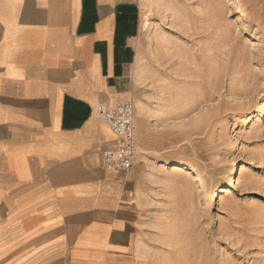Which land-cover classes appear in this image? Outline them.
I'll return each instance as SVG.
<instances>
[{"label": "crops", "instance_id": "0c3cea01", "mask_svg": "<svg viewBox=\"0 0 264 264\" xmlns=\"http://www.w3.org/2000/svg\"><path fill=\"white\" fill-rule=\"evenodd\" d=\"M145 43L140 0H0V264H134L136 159L174 134L171 113L139 101ZM128 99L135 165L110 171L115 136L96 108Z\"/></svg>", "mask_w": 264, "mask_h": 264}, {"label": "rangeland", "instance_id": "374dc122", "mask_svg": "<svg viewBox=\"0 0 264 264\" xmlns=\"http://www.w3.org/2000/svg\"><path fill=\"white\" fill-rule=\"evenodd\" d=\"M187 1L140 0L139 101L171 113L174 134L136 159L146 191L134 264H189L192 238L190 264H264V0Z\"/></svg>", "mask_w": 264, "mask_h": 264}, {"label": "built area", "instance_id": "2783aa9c", "mask_svg": "<svg viewBox=\"0 0 264 264\" xmlns=\"http://www.w3.org/2000/svg\"><path fill=\"white\" fill-rule=\"evenodd\" d=\"M96 111L115 136L113 145L101 152L103 166L110 171H131L136 158L135 102L128 99L108 106L98 105Z\"/></svg>", "mask_w": 264, "mask_h": 264}, {"label": "bare ground", "instance_id": "6f19581e", "mask_svg": "<svg viewBox=\"0 0 264 264\" xmlns=\"http://www.w3.org/2000/svg\"><path fill=\"white\" fill-rule=\"evenodd\" d=\"M228 1V0H227ZM234 1V0H233ZM235 2V1H234ZM187 226V224L185 225V227ZM170 228V227H169ZM175 228H176V230H178V228H179V225H176L175 226ZM178 241V245L180 246L181 244H182V241L180 240V239H178L177 240ZM179 241H180V243H179ZM187 247H188V245H189V247H190V252H191V256H192V258L190 259V261H189V264L192 262V259L194 258V256H193V254L195 255V253L196 252H198V248H199V246H198V241L197 240H195V239H191L189 242H187V243H185V242H183ZM182 246V245H181ZM180 246V247H181ZM194 247V248H193ZM196 249H197V251H196ZM202 254V256L204 255V251L203 250H200L199 251V254ZM186 261V260H185ZM184 264V263H183ZM201 264H204V263H201Z\"/></svg>", "mask_w": 264, "mask_h": 264}]
</instances>
